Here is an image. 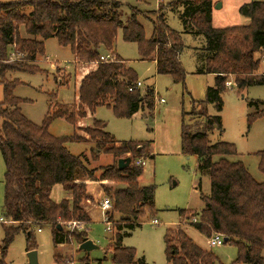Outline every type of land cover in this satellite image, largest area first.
<instances>
[{"label": "trees", "instance_id": "obj_1", "mask_svg": "<svg viewBox=\"0 0 264 264\" xmlns=\"http://www.w3.org/2000/svg\"><path fill=\"white\" fill-rule=\"evenodd\" d=\"M212 2L177 0L168 8L179 14L185 33L206 38L205 65L198 73L215 75V86L208 89L206 103L215 105L217 112H221V95L229 88L226 83L230 77H234V87L239 92L247 87L264 86V74L260 73L262 59L256 58L260 54L264 59V2L240 7V15L248 18L249 24L223 29L212 25ZM121 7L120 0L0 1L3 97L0 100V154L5 165L3 217L8 222L2 223L0 264H6L8 248L19 234L25 235L26 251H34V226L51 225L54 246L70 239H75L77 244L86 242V232L67 229L69 223L90 222L84 206L90 200L86 180L126 185L112 194L106 190L112 206L105 215L116 228L113 263H135V250L122 246V240L123 232L142 225L141 219L147 212L154 215V187L138 185L143 166L135 165L147 153L149 144L131 141L117 144L106 131V125L94 116L101 107L112 110L118 118L127 119L139 112L148 119L154 111V91L136 88V73L114 51L119 30L126 43L137 44L142 60L155 62L157 75L170 77L174 84L185 82L186 73L179 58L185 47L181 34L167 26L164 15L152 22V36L148 40L137 21L138 13H132L127 24H123ZM25 9L29 13H24ZM52 38L60 47L70 48L74 55V75H64V84L68 86L73 79L76 94L73 104L51 105L44 121L36 125L21 112L20 106L26 101L14 95L21 82L9 76L42 73L35 62L44 55L45 41ZM103 52L115 60L101 61ZM260 104L251 102L249 106ZM185 115L182 153L199 159V170L210 178V194L201 197L204 208L200 213L180 211L182 220L207 239L216 234L228 238V243L238 249V257L232 264H264V184L256 182L243 163L229 160L238 155L233 144H209V134L215 129L222 130L220 117L199 113L197 116L204 121L187 123ZM195 115L192 113V117ZM261 117L264 112L259 111L249 116L248 122L251 124ZM56 119L72 125L74 135L69 138L51 135L49 127ZM87 120L92 123L85 124ZM68 143L94 145L96 148L91 154L95 161L101 153L114 159L131 156L132 165L123 170L117 164L104 168L97 179L96 170H88L80 156L68 151ZM258 157L259 169L264 174V152ZM83 175L87 178L81 180ZM58 185L67 198L54 202L51 193ZM165 244L168 264H219L218 257L195 244L181 226L167 230Z\"/></svg>", "mask_w": 264, "mask_h": 264}, {"label": "rangeland", "instance_id": "obj_2", "mask_svg": "<svg viewBox=\"0 0 264 264\" xmlns=\"http://www.w3.org/2000/svg\"><path fill=\"white\" fill-rule=\"evenodd\" d=\"M0 1L9 3L23 0ZM138 1L120 0L121 21L127 24L132 13H138L137 21L143 26L146 39L149 40L153 31L152 22L164 15L167 26L181 34L185 49L180 53L179 58L186 78L182 85L174 84L168 76L157 75L155 63L151 60H142L137 44L126 43L122 38V31H118L114 45L116 55L134 70L138 82L142 84L140 88L142 91L147 88L154 91V111L148 119H145L143 112H139L131 119L118 118L112 110L104 107L98 108L94 116L96 120L106 125V131L117 144L130 141L142 145L149 144L147 153L138 159L144 164L143 173L137 182L142 188L154 187V215L147 212L141 219L140 227L123 232L125 235L122 246L135 250L134 264H168L166 232L181 226L195 244L204 250L212 251L218 257L219 264H232L238 257V249L234 244L224 243L220 247L210 248L207 238L190 223H184L180 216L182 210L200 213L204 208L201 197L210 194V178L208 174L199 170V159L182 153L183 115L186 114L187 123L204 121L203 117L197 116L199 113H206L209 117H220L222 130L215 129L209 134V144H233L238 155L229 157V160L243 163L252 178L264 184V174L259 169L258 157L259 153L264 152V117L256 119L251 124L248 122L249 116L259 111L264 112V86L247 87L239 92L234 87V77H230L228 82L232 85L221 95L222 111L217 112L215 105L206 103L207 91L215 86L216 77L198 73L205 65L206 38L184 32L179 14L168 8L177 0ZM212 1L211 21L215 28L249 24V19L241 16L235 6L239 0ZM242 1L264 2V0ZM29 11L25 9L24 13L27 14ZM44 45V55L35 62L42 73H12L9 76V79H18L21 82V85L15 88L14 95L26 101L20 106L21 112L36 125H41L51 105L73 104L76 94L73 79L68 86L64 84L66 74L74 75L75 72V58L70 48L60 47L55 38L45 41ZM103 56H106L104 52ZM256 58L262 59L260 73L264 74V59L260 54H257ZM2 98L0 90V100ZM251 102H261V104L258 107H250ZM192 113L196 114L195 117H192ZM91 123V120L85 122L87 125ZM49 132L57 138H69L74 135L75 130L64 119H56L51 123ZM66 148L72 155L80 156L88 170H96L97 179L100 178L104 168L116 165L118 161L113 156L102 153L95 161L91 151L96 147L91 144L68 143ZM4 175L5 165L0 154V216H3ZM86 178L84 175L80 177L81 180ZM86 181L90 200L85 202L84 206L90 222L86 225L69 223L67 229L70 232H86L88 241H91L97 249L89 253L79 251L80 244H77L75 239L54 246L52 226H34L36 247L33 252L37 253L38 264H114L112 250L116 246V228L114 222L110 225L105 223L106 212H103L101 203L105 199H110L106 190H110L112 194L113 191L124 189L126 185L111 181ZM199 184L201 188L198 190ZM51 198L54 202H60L67 198V194L64 193L62 186L58 185L52 190ZM154 220L159 224H154ZM3 237V224L0 222V245ZM26 247L25 235L15 236L7 251L6 264H29ZM262 256L264 257V250Z\"/></svg>", "mask_w": 264, "mask_h": 264}, {"label": "built area", "instance_id": "obj_3", "mask_svg": "<svg viewBox=\"0 0 264 264\" xmlns=\"http://www.w3.org/2000/svg\"><path fill=\"white\" fill-rule=\"evenodd\" d=\"M109 60L114 61L115 60L114 56L106 55V56H102L101 57V61H109ZM231 85L232 84L230 82L226 83V86L229 87V88L231 87ZM141 87H142V84L140 82H138L137 85H136V88L140 89ZM131 90L132 89H130V91ZM143 164L144 163L141 162L140 160H136L135 161V165H137V166H142ZM111 206H112V204H111V201H110L109 198L103 200L102 203H101V208H102L103 212H107L108 210H110ZM0 222L3 223V224L8 223L7 220L3 216H0ZM105 222L107 224L109 223L107 218L105 219ZM154 224H159V223H158L157 220H155ZM38 231H41V230L39 229ZM109 231H110V229H109ZM207 240H208V246L210 248L220 247V246H222L224 244V237L222 235H220V234L213 235L211 238H209Z\"/></svg>", "mask_w": 264, "mask_h": 264}, {"label": "water", "instance_id": "obj_4", "mask_svg": "<svg viewBox=\"0 0 264 264\" xmlns=\"http://www.w3.org/2000/svg\"><path fill=\"white\" fill-rule=\"evenodd\" d=\"M133 158L131 156H128L126 158L118 159L117 165L119 170L126 169L132 165ZM229 239L224 238V243H228ZM79 251H84L86 253L91 252L92 250L97 249V247L94 246V244L91 241H86L79 245ZM27 258L29 264H38L37 260V253L36 252H29L27 253Z\"/></svg>", "mask_w": 264, "mask_h": 264}, {"label": "crops", "instance_id": "obj_5", "mask_svg": "<svg viewBox=\"0 0 264 264\" xmlns=\"http://www.w3.org/2000/svg\"><path fill=\"white\" fill-rule=\"evenodd\" d=\"M138 2H141L140 0L138 1ZM251 2H260V1H250V2H248V3H251ZM262 2V1H261ZM248 3H245V1H242V0H239V1H237V3H235V6H236V8L238 9V11H239V9H240V7L241 6H243V5H245V4H248ZM222 8H223V6H222ZM212 14H213V11H212ZM213 27H214V25H213ZM215 28V27H214ZM217 29H221V28H217ZM154 62V61H153ZM155 63V62H154ZM156 66V65H155ZM215 76V75H214ZM114 160L112 159V162H113ZM106 223V222H105ZM107 224V223H106ZM107 225H110V222L107 224ZM108 231H109V229H108Z\"/></svg>", "mask_w": 264, "mask_h": 264}]
</instances>
